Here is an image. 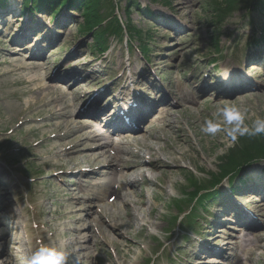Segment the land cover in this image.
Returning <instances> with one entry per match:
<instances>
[{"label": "rangeland", "instance_id": "rangeland-1", "mask_svg": "<svg viewBox=\"0 0 264 264\" xmlns=\"http://www.w3.org/2000/svg\"><path fill=\"white\" fill-rule=\"evenodd\" d=\"M20 1L21 0H10L9 5L14 4L18 6ZM131 1H136L140 4V8L142 9H151L154 15L149 19L147 15L140 14L137 8L130 13V18L137 28L146 30L151 29L153 32L154 44L151 50L150 63H147L143 55L135 49L129 50L130 52L127 54V44L118 40L112 42V50L107 56L103 57L104 59H96L91 54V47L93 45L92 36L82 37L81 34H79V27L80 24L83 23V18L77 16L72 17L67 11L61 10L55 19V23L48 16H43V18H41L43 19L42 21L41 19H36L39 20L40 25L42 23L46 33L50 32L56 37V41L50 46L48 51L45 52V56L43 57L45 60V70L34 69L33 71H16L19 67H14L12 63H23L29 67H34L36 64L33 59L30 58L29 51L25 50L24 53L23 51H19V47L18 50H16L17 44L12 43V38H8L7 34L11 31L12 27H2L0 30V167L5 171L4 173L11 177L13 182L18 185V190L21 192L24 206L27 207L30 212L29 218L33 225L35 222L34 213L30 211L31 204L28 202V199L35 196L38 197L40 203L42 201H47L44 209L46 212L48 210L52 212L48 214L47 217L43 218L45 221L53 219V212L57 210L56 204L61 203V205L64 206L61 210L64 213V217H62L63 220H58L56 223H58V225L65 223V220H67L65 218V214H67V204L71 202L68 197L71 196V193L64 192V189L75 188L79 180L77 173L69 175L66 174L67 172H60L57 170H53L52 172L50 169H47L48 167L44 164L46 161L45 156L49 155L53 157L50 143L55 140V137L52 136L48 130L31 133L32 131L35 132L41 123H47L50 119L52 120L49 114H39L38 112H40L41 109L33 106L36 97L32 95L31 90L35 88L36 83H30L29 79L36 74H44V82L49 84L50 87H54L50 92L49 98L51 100L61 101V98H65L64 101L69 102L71 94H66L63 90H58L56 88V82H60L56 79L59 70L60 73H63L66 69V71L72 72L77 68H86L90 72L96 71L98 75L94 77L91 76L93 79L91 84L94 83L95 85L93 88L88 87L90 85L88 84L90 82L88 79L81 82L82 86L79 92L80 95L82 93V98L79 96L81 99L76 103L72 116H69V120L72 121L73 127L75 128L74 130H81L82 134H89L90 132L81 124L83 121L81 119L85 116L80 112L85 100L88 99V97H85L86 99L83 98V93L86 92L87 95H93L101 91L105 87L103 85L112 88L117 81H120V86L116 89L121 86L124 87L125 85L129 86L132 79L126 80L128 74L134 75L135 81L137 77V82L141 84L143 89H146L148 86L147 78L151 76L156 85L155 93L159 94L158 92L161 91L159 90L160 88L163 90L162 92H167V95L171 99L167 104L160 103L156 106L152 113H156L157 115L150 120L149 124H153L159 114H171V119L178 118L183 123L186 134L189 139H191V142L194 141L198 143L197 140H199L200 137L196 138L195 132L200 130L204 121L212 118L213 113L224 104L247 108L249 117L247 123L249 124L257 117L264 118V84L262 83L264 81V57L263 59L259 58L254 62H249L254 63L256 66L249 67L247 64V66L242 68L245 59V56L242 54L246 50L245 47L249 38L259 35V26L262 22L261 17L254 15L255 25L257 26L256 31L250 23V17H247L243 12L235 14L224 27V36L220 45L222 55L217 56L219 62L218 65L214 66L212 65V60L214 58L212 57V36L216 28L212 20V17L215 15L210 12V10L212 9V2L214 3L215 9L223 0H186V9L181 11L178 9V3L181 0H158L157 3L153 2V0H126L123 2V8H126ZM121 16L124 21L127 20L124 10L121 12ZM19 27H17V25L13 26L15 33L19 30ZM82 55L87 56H84L80 60L79 58ZM238 55L242 56L238 57ZM93 61L94 63H98L92 65L94 64L92 63ZM240 67V74L249 76L251 80L257 83L254 89L224 98L220 97L218 100L223 104L214 108H212V102L216 99L215 92L211 90L203 91L199 93V101L196 107L190 104L192 92L196 93L197 90L192 91L189 95L186 93L191 89H199L200 84L204 81L203 79H207V84L214 85L217 81H220L219 77L224 75V69H238ZM125 72L127 73L126 76H124ZM101 73H106V76H104L106 80H102L101 83H98V77ZM163 74H165V76H163ZM123 76L125 80L122 83ZM161 77L163 79L160 81ZM194 78L197 79L194 80ZM61 82V84L64 83L65 85L68 83V80H62ZM101 86L103 87L100 88ZM76 90L77 89H74L72 91L74 92ZM146 92H149V90ZM144 93L145 92H143V94ZM113 94V91H111L109 96ZM112 99L111 97V100ZM29 107H31L32 110L30 114L22 115L23 111L27 110ZM184 108H186V110L182 112ZM168 118L170 117L168 116ZM53 122L56 121L53 120ZM194 124L195 126H193ZM160 125H162V123L159 124V126ZM189 126H191V128L196 127V130L191 129ZM164 127L165 124L157 128L156 133H160ZM144 128L145 125H143L141 133L146 131ZM200 133L202 134L201 130ZM216 137L217 143L214 142L213 138L209 139V135H207L206 140L198 145V150L196 152H191V159H196L198 161V165L200 168H203L202 170L206 172L205 174H201V171L196 172L189 160L184 162V165L180 167L181 172L178 171V168L168 169V172L172 170L177 171L178 186L173 192L172 198L167 196L163 198L162 202L156 203L157 211L154 217L156 220L155 223L160 225L162 229L156 230L155 236H149L151 230L153 231L154 229L147 228L144 235L137 239V241L142 244L141 264H145L147 260H155V246L159 244L166 245V252L164 253L166 258L163 259L162 264H169V260L172 259H174V263L171 261V264H197L198 261L200 264H210L208 263L209 261H216L215 264H235L236 255H246L249 248L247 249L245 241L252 239L251 234L256 235L264 233V211L259 212L260 215H257L256 210H258V208L254 209L257 204L256 198H250V196H248L249 198L247 197L249 201H244L243 204L251 207L255 211V215L258 219L255 223V228L245 232L243 228L239 227L241 224L235 223L228 224L232 228H222L223 226L213 227L212 224L214 220L220 217L219 214H222L225 208L231 207L233 211H237L236 206H239L238 201L229 195L227 199L229 206L224 207L223 204H219L220 202L211 203L207 208L208 214L204 211L203 218L198 221L199 225L196 226L198 233L204 229L206 233H208V235H205L206 237H199L197 233H190L188 235L187 233L181 232L180 228L174 231L173 236L164 234V230L167 229L166 214H170V218L177 215L178 212L174 207V201L181 193V188H188L189 183H187V177L194 174L198 180L204 182L207 176H212L214 172L220 171L219 158L226 154L227 150L233 146V143H231L224 134L223 136ZM224 141L226 142L225 145L221 148L217 147L216 150V144ZM186 148L190 150V147L186 146ZM5 149H8V151ZM206 157H208V162L205 163L204 159ZM262 172L263 165H256L247 169L243 174L251 176L255 180L259 178L261 182L264 180L263 177L260 178ZM42 182H45L48 186L41 184ZM71 182L72 184H70ZM140 189H142V186ZM168 190L172 191L170 188ZM221 190L223 193L230 192L228 181L222 184ZM261 190V188L251 189L250 187L244 190L242 194L245 196L253 193L260 194ZM144 191H149V188L144 187ZM12 202L13 201L9 200V203ZM89 203H94V200L86 204ZM100 203L101 202L95 204L99 205ZM244 205L241 206L244 207ZM11 206L15 210L18 208L15 202H13ZM78 208L84 207L78 205ZM198 211L201 212L202 210L198 209ZM214 213L215 217L212 218L211 215H214ZM93 216L95 215L89 216L87 212L79 211L76 217L71 216V218H74V220L86 219L92 222ZM12 218L0 212V262L6 260L7 256L4 253H6L10 247L9 240L6 241V234L9 232L13 237L16 238L17 236L16 234L15 236L13 235L17 230H15L14 227L11 228L12 225L16 227L12 222ZM142 218H144V221H148L147 213H144ZM7 225L11 227L9 228ZM181 228H184V223L181 225ZM131 230V235L134 236V233H137V228L134 226ZM46 231L49 234L48 229H46ZM205 231H203L202 234H205ZM61 232H63V226L62 230H60V233ZM248 234L249 236L246 237ZM206 238L211 239L209 242L214 248H211L213 251L225 250V255L219 256L212 254V256L215 257L213 258L214 260H208L209 257H212L211 255L205 258H198L197 255L200 253L201 243H206L204 240ZM62 240L66 241L67 238H62ZM131 241L134 245L131 247L129 253L128 262L130 264L135 261L136 255L139 253L135 240ZM228 241H230L231 244L226 246ZM236 245L241 247L240 250L236 251L232 249L235 248ZM211 249L210 251H212ZM256 253L257 255L264 254L260 251ZM95 255L97 256L96 262L98 264H106L109 260L112 264H115V261H117L116 252L113 247L110 246L104 249L98 248Z\"/></svg>", "mask_w": 264, "mask_h": 264}, {"label": "bare ground", "instance_id": "bare-ground-1", "mask_svg": "<svg viewBox=\"0 0 264 264\" xmlns=\"http://www.w3.org/2000/svg\"><path fill=\"white\" fill-rule=\"evenodd\" d=\"M186 0H181L178 4V9H186ZM25 19V18H24ZM23 18L15 17L12 19V25L14 23H21L22 29L15 33L11 31L9 37H12L14 40L22 41V47L25 49L24 44L34 37V32L30 29V23H26V20ZM26 24L28 27L26 28ZM38 50H42L44 47L41 45L37 46ZM34 58V54L32 55ZM14 67H19L16 71L22 70H45L44 62H38L37 67H29L23 63H12ZM236 76L235 80L231 77L230 72H225L224 77L227 76V79L234 80L236 86H233L231 89L223 90L221 88L222 84L217 82L215 86L209 88L207 84L205 86L206 90L214 91L219 97L224 98L230 96L235 92H244L252 90L255 88V84L250 81L249 78L244 75H239L238 71L233 72ZM84 70H76L70 75L66 73H60V70L57 74V77L62 80L64 78H72L74 85L72 87H78L76 92L71 95L70 102L63 101L65 98H61V101L51 100L49 98L51 88L49 84L44 82V74L32 76L29 79L30 83H36L35 88L32 90V94L36 97L34 100V105L37 107L43 106V108L38 112L39 114L47 113L49 114V122L41 123L36 131L31 133H38L42 130H48L55 140L50 144L52 147L51 152L53 153L54 161L45 162L50 169L52 170H63L64 168L68 169H78L80 175L88 176L87 179L95 180L97 182L91 183L87 189H84L81 183L78 184V189L83 192L82 194L76 193L77 189H68L66 192L71 193L69 200L71 203L67 204V211L70 212L71 216H77L79 211H85L89 216L96 215L95 219L92 222H89L84 219L73 220L69 214L65 216L68 220L66 227L68 228V233H60L61 236L69 234L70 239L66 242H63L64 248L67 252L70 253L68 264H89L90 260L97 259L95 256L98 248L104 249L107 246L113 247L116 251L115 264H130L129 253L131 247L134 243L131 240H136L137 236L145 232V227L155 228L159 230L161 226L155 223V214L157 211V205L154 203L155 200H161L164 196H171L172 193L167 191L166 188L176 187L178 184L177 171H170V168H178L184 165V161L191 160L190 164L196 169H200L198 161L196 159H191V152H196L198 150V145L202 144L206 138L201 136L200 130L195 132V137H200L197 140L198 143L194 141L191 142L188 135L185 132V128L182 126V123L178 119H168L166 120V127L164 128L163 134H150L143 133L137 134L141 128V122L144 118L143 114H149L152 110V104L165 103L167 101L166 94L162 93L159 98L152 101H147L144 99V95L137 96L134 99L140 105L138 113L133 114L130 109L126 113L125 117H128V120H133V124L130 125L128 131L132 134H124L125 138H121L119 141L113 139L109 141L99 142V136L94 135L92 137L83 135L80 131L74 130L73 123L69 120L71 112L76 107V103L82 98L79 90L82 86L80 83L81 78H86L88 75ZM94 74V72L89 75ZM87 75V76H86ZM233 75V74H232ZM222 80V81H223ZM241 80V82H238ZM250 81V82H249ZM147 82L150 88L154 87V80L147 78ZM200 90H203V84ZM264 84V81L262 82ZM135 84V82H132ZM240 85V86H239ZM80 86V87H79ZM238 86V87H237ZM91 87V86H90ZM60 88H65L61 86ZM204 89V90H205ZM198 89H191L186 94H190L192 91ZM68 91H71L68 90ZM67 94V92H66ZM81 96V98H79ZM95 96V95H94ZM124 93L121 94L116 101L123 99ZM92 98V97H91ZM104 96H96L92 99L90 107L93 103H98L102 101ZM213 107H218L223 103L221 101L214 100ZM144 104L146 106L142 107ZM190 104L194 107L197 105V97L192 95L190 99ZM128 106V104H127ZM87 107V105H86ZM88 108V107H87ZM198 108V107H197ZM145 110V111H143ZM186 108L182 110L185 112ZM143 111V112H141ZM30 112V107L25 110L23 113L27 114ZM141 112V115L139 114ZM84 116L94 117L90 111L84 109L81 111ZM155 114H152L151 118ZM116 113L113 114L111 121L115 120ZM84 125H92L91 120L84 118ZM90 119V118H89ZM157 119L165 122V116H158ZM56 121V122H53ZM113 122V121H112ZM116 125L121 126L119 121H116ZM126 125V124H125ZM123 125V126H125ZM195 126V124L193 125ZM191 128V126H190ZM196 130L195 128H191ZM216 136H223V133H218ZM210 136L209 139L213 138L214 142L217 143V137ZM207 139V140H209ZM212 140V141H213ZM159 143H162V146H158ZM225 141L216 144L217 147H223ZM186 144L189 145L190 150L186 148ZM205 163L208 162V157L205 159ZM84 168H87L85 173ZM3 169L0 167V177L3 178L6 182L4 187L5 192L1 189L0 193L5 194L6 197L0 200V211H5L8 215L21 218L22 212L27 213L26 207L21 205L17 211H14L10 208L9 200L21 201L20 195L21 192L18 190V185L13 184L11 178L4 173ZM67 174V173H66ZM86 174V175H85ZM160 181V184L166 183L165 186L160 188L156 183ZM5 184V183H4ZM140 184H147L149 189L148 193L141 190ZM94 192L98 194L99 197L95 199L102 201L101 205L89 204L85 205L86 202L90 201L93 197L92 195H86L85 193ZM109 193L114 194L117 197L119 203H106L105 198ZM108 197V196H107ZM165 198V197H164ZM119 204V205H118ZM78 205H82L84 208H78ZM96 209H95V207ZM260 210L264 208V203L259 204ZM63 208V207H61ZM101 209V212H99ZM35 211L37 216H44L47 213L44 212L37 205L35 206ZM264 211V210H263ZM147 213L148 221H144L142 218L143 214ZM56 219H63L61 212L56 213ZM56 219H52L47 225L51 228V234L55 237V234L58 236V232L62 230V226L65 224L58 225ZM227 220H229L227 218ZM17 231L20 232V228L24 229V232L27 235L21 237L17 233H13L16 236L13 237L9 232L6 234V241L9 240L10 247L6 251V260L0 262V264H19L17 259L22 256L23 249L25 252L31 256L33 250L38 247L39 244L50 243L52 238L46 235V232L40 229V223L36 221V231L37 236L31 230V225L26 220H17L15 222ZM73 225V226H72ZM137 228V233H134V236L131 235L133 227ZM252 226V225H251ZM35 231V232H36ZM131 235V236H130ZM74 236V237H72ZM1 237V236H0ZM9 237V238H8ZM23 240H25L23 242ZM61 241H58L60 243ZM249 245H252L249 251L246 254L245 258H240L238 264H264L263 258L264 254L257 255V251L264 252V233L257 234L253 236L252 240L247 241ZM230 243V242H229ZM137 246H140L139 242L136 243ZM23 246V249L22 247ZM207 247V246H206ZM16 250H21L19 255L16 254ZM126 250L128 252H126ZM1 255V252H0ZM263 257V258H262ZM22 263L28 264V257L23 259ZM114 262V261H113ZM209 263H214L211 261ZM216 263V261H215ZM106 264H112L107 262ZM131 264H140L139 254L135 261ZM200 264V263H198Z\"/></svg>", "mask_w": 264, "mask_h": 264}, {"label": "trees", "instance_id": "trees-1", "mask_svg": "<svg viewBox=\"0 0 264 264\" xmlns=\"http://www.w3.org/2000/svg\"><path fill=\"white\" fill-rule=\"evenodd\" d=\"M48 1L64 2V0ZM37 2L38 0H36V3ZM74 3L80 6L81 13L86 19V25L82 28V33H90L98 27L101 29V31L98 32L99 43L102 42V45H104L106 39H103V36L116 35L121 32V27L117 20L112 24L110 23L107 29H104L102 22L104 21V15L102 11H104L103 6L106 3L105 0H74ZM240 7H245L246 9L250 8L253 12L264 16V0H223V2L215 8L216 14L218 15L216 16V25L220 26L231 13L239 10ZM37 8H40V6ZM140 36L142 39L141 34ZM214 39L217 44L216 48H218L219 37H215ZM104 47L105 46H103V49ZM259 158H264V135L240 138L235 147L230 149L229 153L221 159V161H224L222 167L223 173L240 171L246 163Z\"/></svg>", "mask_w": 264, "mask_h": 264}, {"label": "clouds", "instance_id": "clouds-1", "mask_svg": "<svg viewBox=\"0 0 264 264\" xmlns=\"http://www.w3.org/2000/svg\"><path fill=\"white\" fill-rule=\"evenodd\" d=\"M224 79H227V76ZM248 119L247 108L224 104L213 113L212 118L204 121L200 130L212 137L223 133L233 144L241 137L264 135V118L257 117L251 124L247 123ZM69 256L70 253L65 250L63 242H50L36 247L28 264H68Z\"/></svg>", "mask_w": 264, "mask_h": 264}]
</instances>
